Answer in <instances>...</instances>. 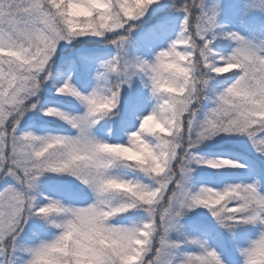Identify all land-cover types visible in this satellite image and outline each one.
<instances>
[{
  "label": "snow or ice",
  "instance_id": "snow-or-ice-1",
  "mask_svg": "<svg viewBox=\"0 0 264 264\" xmlns=\"http://www.w3.org/2000/svg\"><path fill=\"white\" fill-rule=\"evenodd\" d=\"M220 13L0 0V264H264V22Z\"/></svg>",
  "mask_w": 264,
  "mask_h": 264
},
{
  "label": "rangeland",
  "instance_id": "rangeland-1",
  "mask_svg": "<svg viewBox=\"0 0 264 264\" xmlns=\"http://www.w3.org/2000/svg\"><path fill=\"white\" fill-rule=\"evenodd\" d=\"M210 2H212V0H210ZM242 2L243 0H219L221 5V13L218 16V21L221 23L231 22L232 27L240 29L242 34L254 36L259 39L261 38V33H253L250 30V25H259L260 23L264 22V19H262L258 14L253 15L246 19L245 25H241L239 20L241 19L240 12L242 11ZM220 49L225 50L226 47L220 44Z\"/></svg>",
  "mask_w": 264,
  "mask_h": 264
},
{
  "label": "trees",
  "instance_id": "trees-1",
  "mask_svg": "<svg viewBox=\"0 0 264 264\" xmlns=\"http://www.w3.org/2000/svg\"><path fill=\"white\" fill-rule=\"evenodd\" d=\"M220 44H222V46H224V47H226L227 48V42L225 41V42H219Z\"/></svg>",
  "mask_w": 264,
  "mask_h": 264
}]
</instances>
